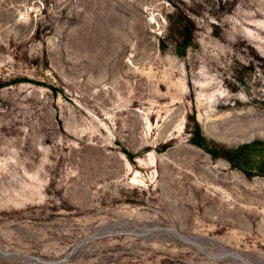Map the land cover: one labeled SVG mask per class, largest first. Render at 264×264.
Instances as JSON below:
<instances>
[{
    "label": "rangeland",
    "instance_id": "rangeland-1",
    "mask_svg": "<svg viewBox=\"0 0 264 264\" xmlns=\"http://www.w3.org/2000/svg\"><path fill=\"white\" fill-rule=\"evenodd\" d=\"M0 264H264V0H0Z\"/></svg>",
    "mask_w": 264,
    "mask_h": 264
},
{
    "label": "trees",
    "instance_id": "trees-1",
    "mask_svg": "<svg viewBox=\"0 0 264 264\" xmlns=\"http://www.w3.org/2000/svg\"><path fill=\"white\" fill-rule=\"evenodd\" d=\"M189 41H184V43H182L181 45H179V48L181 51H179V54H181L183 52V49L187 48L189 46ZM195 135V139L193 140V143L197 146L202 147L203 146V139L201 138L199 131H196Z\"/></svg>",
    "mask_w": 264,
    "mask_h": 264
}]
</instances>
